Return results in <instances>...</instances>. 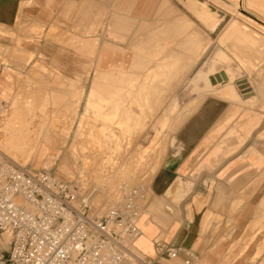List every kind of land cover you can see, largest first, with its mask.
Listing matches in <instances>:
<instances>
[{"label":"rangeland","instance_id":"1","mask_svg":"<svg viewBox=\"0 0 264 264\" xmlns=\"http://www.w3.org/2000/svg\"><path fill=\"white\" fill-rule=\"evenodd\" d=\"M172 1L174 9L166 6L163 13L166 16L163 14L158 16L159 20L155 26H137L136 34L132 35L133 41L130 44L135 56V68L128 74L96 75V82L93 83L87 99L75 97L80 95L77 93L68 99L56 96L54 104H50L48 99L42 100L39 93L32 96L25 92L24 97L29 98L24 99L20 95L18 99L31 100L30 97H32L33 103L25 101L23 105L19 104L14 109L17 112L14 111L13 114H9L11 111V105H9L0 114V128L6 121L3 130L6 141L0 129L3 135L0 140V154L28 170L32 160L35 159L34 155L42 156L47 151L42 145L37 148L44 130L35 129L37 126L40 129L44 127L47 133L56 137V148L60 150L61 155L55 162L54 156L48 157L49 161L45 159L42 169L51 173H57L58 170V174L55 173L57 176L66 181L76 182L81 190H97V200L102 202L103 208L94 212V216H100L109 206L118 202L128 190L139 186L145 187L146 199L141 203L142 211L138 220L140 229L142 217L147 218L148 224L156 227L158 225L153 221L156 215L146 211L147 204H151L154 200L171 204L169 200L177 199L173 198L170 192L165 193L167 187H169L168 190L173 188L183 190L184 185L190 186L186 189L187 196L178 199L176 205L171 204L179 210L181 221L184 208H187L190 220V216H193L195 212L198 214L197 210L201 207L215 208L223 200L222 197L215 195L224 194V190H214L215 186L219 188L220 185H214L213 182L210 183L211 190H203L198 186L196 190H193L200 175L207 174L212 169L209 168L210 165L205 158L204 163H201L208 148L195 149L200 139L207 138V143L209 142V129L215 127V122L216 137L211 138L212 143L216 142V139L219 142L220 137L228 133L235 120L224 125L225 116L229 113L227 106L218 109L217 115L211 121L204 120L203 116L198 115L207 96L202 92H192L193 86L188 80L195 76L196 70L201 67L202 72H207L216 60L215 69L227 72L231 84L245 82L247 90L244 92L247 94L242 96L241 92H236L237 102L253 101L254 105L256 101L259 103V106L254 109L260 114V119L250 131L246 132V128L243 129L244 135L241 136L237 150L244 146L252 137V133L264 121V24H259L261 30L240 17L229 15L227 13L231 10L216 0ZM185 4H187V7L185 6L187 10L183 8ZM215 4L221 7H215ZM212 17L217 18L219 25L214 24L215 27L208 28L204 25L203 18L204 21H208ZM199 21L203 25H200ZM236 25L245 33H250L260 43L253 45L248 40L247 45H242L245 49L237 47L238 51L232 50L226 42H223V36ZM123 28L124 30L120 32H125V36H129L130 28L128 26ZM114 37L118 40L116 35ZM208 42L211 46L205 53L206 50L202 49ZM237 53L245 67L241 64V58ZM199 86L203 88V82H200ZM144 87H148V92L159 97L142 98L140 95L143 92L140 90ZM217 89H220V86H217ZM92 94L107 97L93 98ZM138 94L136 98L135 95ZM199 105L200 108H198ZM196 106L192 114L183 113L192 112ZM251 107L250 104L241 105L234 110L237 115L232 117H235L237 121L240 109H253ZM18 119L21 122L18 129H15L14 125ZM25 123L29 126L26 130ZM222 127L224 128L221 130ZM263 127L264 122L259 130ZM90 129L99 136V149L94 154H90L86 149V142L91 140L88 138ZM183 135H185L186 143L180 150L178 148L183 141L179 138ZM256 141V136H253L250 145H254L264 155V145ZM254 146L248 149H253ZM64 157L70 160L71 168L64 169L60 173ZM240 161L246 162L242 157ZM223 164L224 162L217 163L216 169ZM246 164L247 168H254V170H249V173L232 181L230 186L232 193L241 194L250 188H259L262 196L257 200L258 207L264 206V185H261L260 179L264 168L257 171L254 162H246ZM199 191L206 193V196L197 197ZM213 193L214 196H211ZM163 194L167 199L162 198ZM236 205L238 204L232 205L233 209L237 208ZM209 215L211 217L209 221L214 220V215ZM258 215L253 223H259L264 213H258ZM206 220L202 223L204 230H206ZM253 223L252 227H254ZM157 232H160V237L157 239L162 240L164 229H159ZM0 241L4 244L7 242L4 235L0 236ZM1 247L3 250L7 249V245H1ZM133 251L134 249L131 248L130 252L136 255Z\"/></svg>","mask_w":264,"mask_h":264},{"label":"crops","instance_id":"2","mask_svg":"<svg viewBox=\"0 0 264 264\" xmlns=\"http://www.w3.org/2000/svg\"><path fill=\"white\" fill-rule=\"evenodd\" d=\"M166 6L174 9L173 1L0 0V114L9 105H11L9 114H13L14 111L17 112L14 109L19 104L34 101L32 97H30L31 100H24L29 98L24 97L25 92L32 96L39 93L42 100L48 99L50 104H54L56 96L68 99L77 93L80 95L75 97L87 99L93 83L96 82V75L128 74L135 68V56L130 44L133 41L132 35L136 34L137 26H155L159 20L158 16H162L160 13L165 12ZM122 24L130 28L129 36L126 35L128 37L125 36V32H120L124 30ZM115 35L118 40H124V42L116 40ZM213 71H215L214 68L208 73ZM201 81L197 79L194 83ZM205 81L208 83L209 78ZM192 86V92H202L207 96L198 113L205 118L204 120L211 121L217 115V110L226 106L229 113L225 116L224 125L235 120L228 133L223 134L219 142L216 139V142L212 143L211 138L216 137L215 122V127L209 129V142L207 143V138H202L195 149L208 148L201 163H204L205 158L210 165L209 168L212 169L207 174L200 175L193 190H196L197 186L203 190H211L210 183L213 182L214 185H220L219 188L215 186L214 190H224L225 193L222 194L224 196L215 195L222 197L223 200L215 208L201 207L197 210L198 214L195 212L193 216H190V220L188 210L184 208L181 221L179 210L171 204L176 205L178 199L187 196L186 189L190 186L184 185L183 190L175 188L168 190L169 187H167L165 193L170 192L173 198H177L169 200L171 204H167L174 211L173 216H165L159 212L158 208L154 211L149 210L156 215L153 221L158 225L156 227L148 224L145 217L140 219L141 229L138 225L140 236L133 242L135 251L133 252L137 256L132 253L129 257L135 264H139L137 262L142 260L144 262L141 264H183L190 254L196 257L194 264H264V251H262L264 216L259 223H253L259 216L258 213H264V206L258 207L257 203L262 196L261 190L253 187L244 193L233 194L230 187L234 179L249 173V170H254V168H247L246 162H254L257 171L264 168V155L254 145H250L253 136L257 138L256 143L264 145V127L259 130L264 121L252 133V137L244 146L237 150L241 136L244 135L243 129L246 128V132L250 131L260 119V114L254 109L259 106V103L256 101V104L251 107L253 109L241 108L236 121L235 117H232L237 115L234 110L240 108L242 104L221 97L217 93L221 90V88L217 89V86L221 87V85L211 86L210 89H207L205 85L203 88L199 85ZM148 90V87L141 89L140 92L143 93L140 96L142 98L159 97ZM20 95L24 99H18ZM138 96L139 94L135 95L136 98ZM91 97L105 98L107 96L92 94ZM201 106L199 105L198 108ZM196 108L197 106L192 112L183 113L192 114ZM20 122L19 119L16 121L15 129H18ZM5 125L6 121L0 128L2 132ZM27 128H29L28 125L24 129ZM42 129L44 133L40 137L37 148L42 145L47 151L42 156L34 155L35 159L32 160L28 169L30 172L46 171L42 169L43 161L54 156L55 162L61 155L60 150L56 148V137L47 133L44 127L40 129L37 126L35 130ZM184 136L179 138L183 141L179 145L180 150L186 143ZM250 146H254L255 149H248ZM241 157L246 162L240 161ZM220 162L224 164L216 169V164ZM69 167L70 160L64 157L60 173ZM48 172L61 181L71 182L57 176L58 170L56 174ZM260 179L261 185H264V173ZM164 194L162 198L167 199ZM196 196H206V193L199 191ZM211 196H214V193ZM234 203L238 204L235 209L232 207ZM209 214L214 215V220L209 221L211 218ZM204 220H206V230L202 229ZM162 228L164 229L163 239L158 240L160 232L157 231ZM166 248L175 249L176 258L166 257L164 253Z\"/></svg>","mask_w":264,"mask_h":264},{"label":"built area","instance_id":"3","mask_svg":"<svg viewBox=\"0 0 264 264\" xmlns=\"http://www.w3.org/2000/svg\"><path fill=\"white\" fill-rule=\"evenodd\" d=\"M145 199V187L132 188L94 216L89 190L0 156V236L8 235L0 264H127ZM164 253L177 256L173 248ZM195 260L190 254L183 264Z\"/></svg>","mask_w":264,"mask_h":264},{"label":"bare ground","instance_id":"4","mask_svg":"<svg viewBox=\"0 0 264 264\" xmlns=\"http://www.w3.org/2000/svg\"><path fill=\"white\" fill-rule=\"evenodd\" d=\"M179 1V0H178ZM190 1V0H189ZM195 1V0H193ZM217 2L219 3H222L223 5H225L226 7H228L231 12H228L227 14H231L233 15L234 17H240L242 18L244 21H247V22H250L252 24H254L256 27L260 28L259 27V24H264V0H231L232 2H230L229 0H216ZM215 1V2H216ZM199 2V1H198ZM203 2V1H202ZM191 3V2H190ZM195 4V3H194ZM192 5V3H191ZM205 5V4H204ZM185 6L187 7V4L184 5V9H185ZM221 7V6H218V4H215V7ZM224 6V7H225ZM223 7V8H224ZM192 8V7H191ZM210 8V7H209ZM160 9H162V7H160ZM188 8H186L185 10H187ZM207 9V7H206ZM205 9V10H206ZM213 9V8H212ZM227 9V8H226ZM224 9V10H226ZM211 10V9H210ZM223 10V11H224ZM191 11V10H190ZM201 11V10H200ZM216 11V10H215ZM227 11V10H226ZM188 12V11H187ZM214 12V11H213ZM164 13V12H163ZM162 12L160 13V15L163 14ZM196 14L198 13V10L197 12H195ZM201 13V12H200ZM226 13V12H225ZM191 14V13H190ZM211 14V13H210ZM164 15V14H163ZM201 15V14H200ZM206 15V14H205ZM193 16V15H192ZM191 16V17H192ZM204 16V15H203ZM202 16V17H203ZM211 16V15H210ZM216 16V14H215ZM218 16V15H217ZM194 17V16H193ZM196 17V16H195ZM206 18V17H205ZM198 19V17H197ZM201 19V18H200ZM208 19V18H207ZM214 21H212V20ZM217 19V18H216ZM214 19V17L210 18V20L208 21H204V18H203V23L204 25L208 26V28L211 26L213 27L214 24L215 26L218 24L219 25V21L217 22V20ZM219 20V19H218ZM239 21V20H238ZM200 24V21L198 22ZM240 23V22H239ZM228 24V23H227ZM230 24V23H229ZM228 24V25H229ZM200 25H203L202 23ZM217 25V26H218ZM227 25V26H228ZM214 26V27H215ZM225 27V25H224ZM205 30L207 29L205 26H204ZM226 28V27H225ZM243 28V27H242ZM212 29V28H211ZM214 29V28H213ZM216 29V28H215ZM256 29V28H255ZM261 29V28H260ZM210 30V29H209ZM224 30V29H223ZM259 30V29H258ZM262 30V29H261ZM214 31V30H213ZM246 31V30H245ZM212 32V30H211ZM220 32V31H219ZM222 32V30H221ZM213 33V32H212ZM168 35L169 32H168ZM207 35V34H206ZM219 35V34H218ZM217 36V35H216ZM220 36V35H219ZM263 37V36H262ZM210 40V39H209ZM249 40V42H251L253 45H256L258 43H260L258 41V39H256L255 37H253L250 33H245L239 26H235L233 27L228 33H225L224 36H223V42H226L228 44V46L232 49V50H235V51H238L237 47L239 48H243L245 49L242 45H247V41ZM211 42V41H210ZM210 42L207 43V45L202 49V50H206L208 49V47L210 46ZM143 45V44H142ZM224 45V44H223ZM225 49V48H224ZM239 55V53H237ZM219 56V55H218ZM225 56V55H224ZM240 57V55H239ZM221 58V57H220ZM241 58V57H240ZM227 59V58H226ZM242 58H241V64H243V66L245 67L244 63L242 62ZM217 61H213V65L211 66L210 69L214 68L215 69V63ZM241 66V65H240ZM202 68L200 67L198 70H196V74L193 78L189 79V84L190 85H195V86H198L200 84V82H195V80L197 79H201L204 83V85L206 86L207 89H210L211 86L213 87H216L217 85H221V90L218 91L217 93L223 97V98H226L230 101H233L235 103H239V104H250V106H253L254 103L253 101H248L247 103H242V102H237V99L235 98V93L236 92H241L242 96H246L247 92H244L245 90H247V87L245 86V82H242V81H239L240 83L236 84L235 81L234 83L236 85H233V83L231 84L229 82V78L227 76V72H225L224 70H220V71H217L215 69V71L213 72H210V69L207 71V72H202L201 70ZM264 70V69H263ZM216 72V73H215ZM214 73V74H213ZM230 73V72H229ZM213 74V75H211ZM211 75V77H210ZM209 78V82L207 83L205 80ZM238 80V79H237ZM201 81V82H202ZM249 86V85H248ZM200 87V86H199ZM264 94V92H263ZM244 101V100H243ZM92 128V127H91ZM2 133H0V140H2ZM98 134H95L91 129H90V132L88 133V138H90L91 140L87 143V151L90 153V154H94L98 151L99 149V138H98ZM2 145V144H1ZM255 149V148H254ZM253 149V150H254ZM256 152V150H255ZM250 154V153H249ZM259 155V154H257ZM0 156H2L4 159H7V160H10L8 158H6L5 156H3L2 154H0ZM245 156V155H244ZM259 160V158H258ZM11 161V160H10ZM49 161V160H48ZM51 161V160H50ZM13 162V161H11ZM15 163V162H13ZM50 163V162H49ZM16 164V163H15ZM20 169H24V167L22 166H19L18 164H16ZM50 165V164H49ZM90 194H91V202H92V205L94 207V212L96 213L100 208H103V204L102 202L100 203L98 200H97V190L95 189H92V190H89ZM114 205V204H113ZM111 205V206H113ZM109 206V207H111ZM108 207V208H109ZM105 208V207H104ZM156 208H158L159 212H161L162 214H164L165 216H169V217H172L173 214H174V211L165 203H161V201L159 200H154L151 204H149L148 206H146V211L147 212H150V211H154ZM150 210V211H149ZM142 211V210H141ZM165 222V221H164ZM6 240L8 241V235H4ZM0 245H4L5 244L3 242L0 241ZM129 251V254H128V259H127V263H130V264H135V262H133L131 259H130V254H132V252H130V249L128 250Z\"/></svg>","mask_w":264,"mask_h":264}]
</instances>
